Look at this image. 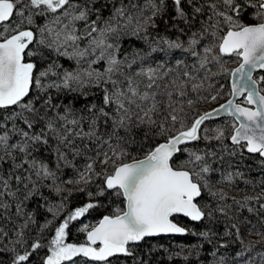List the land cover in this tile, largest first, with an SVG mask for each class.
I'll return each instance as SVG.
<instances>
[{
    "label": "trees",
    "instance_id": "obj_1",
    "mask_svg": "<svg viewBox=\"0 0 264 264\" xmlns=\"http://www.w3.org/2000/svg\"><path fill=\"white\" fill-rule=\"evenodd\" d=\"M154 2L160 7V11L157 15L152 16L151 9L144 10L143 17H151V22L146 29L133 35L134 21L127 24V16H130L128 11L144 9L147 0H72L73 4L89 10V22L96 20L99 28H103L105 23L114 17L117 8L123 7L127 10L124 17H115L114 21L111 20L113 26H117L118 22L117 31L109 34L106 41L113 45V48L108 49L105 59L97 61L92 65V68L103 72L108 67L107 53L114 54L118 60L122 61V64L120 71L113 76V79L119 80L121 82L120 87L126 88L127 84L124 78L131 76L140 83V90L144 91L147 80H141L135 74L142 67L151 66L155 68L158 64H163L164 68L161 69L160 74L163 76L164 72H168V75L166 78L157 81L158 88L154 87L150 90L157 93L156 99L161 106L162 114L152 117L157 123L164 121L163 113L168 111L169 100L166 93L173 91L171 82L177 76L184 79L181 75L184 71H189L195 77V80L188 82L185 89L186 96L182 101L184 111L180 115L185 126H190L191 122L199 115L229 98L231 91L230 72L240 59L235 54L221 55L219 62L209 63L205 68L200 69L198 59L192 57L190 52L185 51L189 47L188 41L193 38L194 33L197 34L195 38L199 43L196 46V51L202 55L206 45L218 44L219 38L228 30L229 26L223 23L222 18H220L219 27L215 30V37L212 35L213 29L209 28L207 32L204 31L209 16L212 15V10L209 7L211 3L217 4V10L228 12L229 15L233 16V19H238L240 23L246 25L262 21L256 16L257 8L253 6L258 0H235V3L242 6L237 12L228 9L223 4V0H182L181 6L185 12L184 17L177 16L174 1L163 0L162 4L160 0H154ZM195 8L202 10L196 13ZM52 19V14H48L47 17L36 16L33 25L25 24L23 27H30L36 34V39H39L37 29ZM216 21L217 18L213 17L212 22L216 23ZM67 22V20L64 21V23ZM19 23L20 17L13 15L10 21L0 25V30L8 27V34H11V29ZM126 24L127 26H125ZM76 28L79 30L78 34L82 32L84 22H77ZM162 39L182 43L183 48H169L167 44L161 42ZM88 43L87 38H82L78 41V47L83 49ZM37 47L36 43H32L25 50V62H33L37 65L34 70L35 75L47 69L49 65H58V67H53L52 72L42 79V83H59L65 70L73 71L77 68L75 59L59 55L54 49L40 47L41 55L29 57L27 52L37 51ZM154 48L156 51H153ZM60 51L71 53L73 46L69 44L66 49L61 48ZM100 51L97 49L95 54H92L91 48H89V55L81 61L79 67L88 69L89 61L96 60ZM214 54H218V49L214 50ZM138 57H143V60L138 59ZM133 60L135 63L129 67ZM178 60L182 61L180 65H177ZM224 69L228 71H224ZM121 73L123 74L121 75ZM261 77H264V70L254 75L258 81L259 89H264V82H261ZM193 83L202 86L193 90ZM166 85L168 87H165ZM73 87L75 88V85ZM103 87L112 89L111 84L100 87L89 84L82 88H76L75 91L49 88L41 92L33 83L30 94L23 102L27 103L29 100H34L35 107L40 110L39 115L35 117L31 113L24 112L25 116L33 120L34 127L28 129L19 119L15 121L5 120V117H10L14 112L21 111L19 106H8L7 108H0V124L5 125V127L0 128V134L9 131L10 143H17L21 137L11 133L13 123L18 128L29 131L30 135L39 133L42 129L47 131V118L55 115L57 110L63 114L65 108L68 107L71 108L75 118L79 119L82 115L90 118L91 113L87 109L93 104L100 106L103 98ZM212 96L217 98L212 100ZM49 97H51L52 104L59 106L58 109L43 107L44 100ZM173 100L180 101V98L174 95ZM188 100L193 101L191 106L188 105ZM239 101L245 104L244 98ZM174 106L180 107V103ZM114 107L112 105L106 107L105 110L111 113ZM133 113L132 119L126 122L127 128L116 129L115 134H113L112 121L109 120L105 124L101 118L98 121L97 132L102 138L101 140L76 136L75 133L79 132L81 128L84 132L89 131L88 120L81 121L73 132L67 133L68 139L81 153L78 156L73 155L71 147L59 142L56 133L48 132L47 144L33 145L29 149L31 155L28 159H36L46 163L49 169L55 173L57 179L55 183L50 178L37 181V190L32 192L30 196L29 192L32 185L27 180L19 184L15 180L16 176L29 174L27 164L19 169L14 168V164H20L24 156L11 148L8 149L11 156L0 150V177L9 182L7 191L15 193L14 196H9L0 186V192H5L3 196H0V264H12L15 254L17 252L22 254L25 247L31 253V258L27 264H41L43 259L49 255V242L55 234V228L69 213L86 203L91 202L94 207L70 223L66 230V243L81 244L86 242V232L102 216H113L123 211L124 198L122 194L118 195L116 189H107L104 184L103 173L110 174L113 170V160H109L107 165L99 163V160L103 159L104 152H108V155L112 156L108 143H104V141L113 146L119 145V149H122L126 155L116 163H124L147 155L157 144L165 141L169 136L175 135L181 129L179 122L173 125L169 119L164 121L167 131L161 135L157 125L139 123L136 113L143 116V112L133 107ZM235 123L231 117L205 120L198 129L199 138L180 144L179 151L170 161L174 168H183L191 173L199 172L200 163L195 162L194 158L191 157V153L194 152L201 155L203 162L207 163L211 169L208 173L202 174L204 177L202 180H198L195 175L193 176V181L201 186V195L197 199V204L205 212V216L196 222L181 216L173 218L188 229L186 233L183 235L146 237L139 242L128 244L129 254H115L109 257L106 262L93 261L83 257V255H78L73 257L71 261L62 262V264H243V261L237 258L236 254L250 243L253 248L250 252H245L243 259L255 257L254 264H260L258 254L264 253V241H261L257 233H264V208L260 207L261 204H264V159L258 153L248 152L243 143L240 146L233 145L230 137ZM68 127L72 128V125H68ZM217 129L224 131V136L220 140L213 138L216 136ZM57 130L60 135H65L60 124H57ZM110 136L111 139L109 140ZM205 137H209V139H205ZM57 150L64 153L71 163L66 164L64 160H58ZM98 150L101 153L99 159H97ZM88 158L96 161L94 170L102 173V175H92L87 184L83 180L78 183H66L68 180L75 181L78 179V170L83 171V166L89 162ZM190 159L193 160L192 163H188ZM229 174H231V179H227ZM32 178L33 180L36 179L34 175ZM205 181L207 182L206 186ZM25 184H29V186L25 188ZM56 186H59L62 191L56 192ZM101 191L103 194L99 195L98 193ZM89 192L92 193L91 196H89ZM212 193H216V195L213 196ZM221 195H223V199H220ZM246 197L252 199L247 201L246 206L241 207V203L245 202ZM256 197H260V199H256ZM17 206H19V211ZM50 207L53 209L51 212L48 210ZM249 207L253 209L252 212L248 211ZM221 208L224 209L223 212L219 210ZM49 221H51L50 224ZM26 222L27 226L22 229L24 241L22 246L18 243L17 232L21 231V226L25 225ZM46 224L47 227H41ZM85 225H88V228L81 231ZM238 230L239 238L237 236ZM201 233H208V235L205 237L200 235ZM37 241L42 247L33 250L31 243Z\"/></svg>",
    "mask_w": 264,
    "mask_h": 264
},
{
    "label": "snow or ice",
    "instance_id": "obj_2",
    "mask_svg": "<svg viewBox=\"0 0 264 264\" xmlns=\"http://www.w3.org/2000/svg\"><path fill=\"white\" fill-rule=\"evenodd\" d=\"M160 2L162 4L163 0H160ZM174 3L177 16L184 17L185 12L181 6L182 0H174ZM223 4L233 12H237L242 7L240 4L235 3V0H223ZM253 6L257 8L256 16L264 21V0H258ZM209 7L212 10V15L209 16L208 24L204 31L207 32L209 28L213 29L212 35L215 37V30L218 29L220 18H222L223 23L229 26L226 34L219 38L220 42L218 44L210 43L206 45L201 55L200 52L196 51L199 41L195 38L197 34L194 33L193 38L188 41L189 47L185 51L190 52L192 57L198 59L200 69L205 68L209 63L219 62L220 56L224 54H235L240 57L239 66L231 69L233 82L230 94L233 97L243 95L244 102L247 105H255V108L243 107L241 104L229 99L226 104L220 105L219 109L205 112L194 119L190 126H185L183 120L180 119V115L184 111L182 101L186 96L185 89L188 82L195 80V77L189 71H184L181 74L184 79L177 76L171 82L173 91L166 93L169 100L168 111L163 113L164 121L170 119L173 125L177 122L181 124V129L175 135L169 136L164 143L157 144L148 152L144 159L133 160L131 163H116L126 153L119 149V145L113 146L111 143L104 141V143H108L112 156L110 157L108 152H104L103 159L99 160V163L107 165L109 160H113L111 173H103L104 184L107 189H116L118 190V195H123L125 203L123 213L114 216H104L98 225L93 227L91 231H87L86 244L65 243L66 230L69 228L70 223L87 213L89 209L94 207V204L89 202L82 207L76 208L55 228V235L50 241L48 248L50 254L43 259L41 264H62V262L71 261L73 257L78 255H83V257L93 261L106 262L109 257L115 254H129L127 245L130 242L141 241L146 236L159 233H186L188 229L174 223L171 217L176 214H183L193 221H200L205 216V212L194 202L195 198L201 195V186L193 181V176L195 175L198 180H202L204 178L202 174L208 173L211 169L207 163L203 162V157L194 152L191 153V157L194 158L195 162L200 163L199 172L191 173L183 168L174 169L170 164V159L174 153L179 151L178 145L187 141L197 140L199 138L198 129H200L202 123L221 110L234 116L237 122L233 124V131L230 137L233 145L240 146L243 143L246 145L248 152L264 156V94H261L264 89H259L257 87L258 81L252 78L254 69H264V22L245 25L240 23L238 19H233V16L229 15L228 12L217 10L216 3H211ZM146 9L152 10V16L157 15L160 11V7L154 0H147L145 8L141 9L140 15L135 18L127 16V24H131L133 19L136 21L133 35L146 29L150 24L151 17H143V11ZM201 10V8L194 9L196 13L201 12ZM88 12L87 8L73 4L72 0H0V23L10 21L13 15L20 17V23L11 29V35L7 34L9 32L8 27H5L4 31L0 32V108L19 106L21 109L20 112H14L10 117H5V120L15 121L19 119L23 121L28 129L34 127L33 120L25 116L24 112L31 113L35 117L39 115L40 110L35 107L34 100H29L27 103L23 102L30 94L33 83L41 92L49 88L57 90L63 88L75 91L76 88H82L89 84H94L97 87L107 84L112 85L111 90L108 87H103V98L100 106L93 104L88 107L87 110L91 113L90 118L82 115L77 119L74 117L71 108L68 107L65 108L63 114L57 110L55 115L47 118V131L42 129L39 133L30 135L29 131L18 128L13 123L10 130L11 133L18 134L21 137L17 143H10L9 131H4L0 134V150L11 156V152L8 151L11 148L24 156L20 164H14V168L19 169L24 164H27L29 174L27 176H16L15 180L18 184L27 180L32 185L29 196L37 190V181L50 178L55 183L57 179L55 173L49 169L46 163L36 159H28L31 155L29 149L33 145L47 144L48 132L56 133L59 142L71 147L73 155L78 156L81 153L79 149L75 148L73 142L68 139L67 133L73 132L81 121L88 120L89 131L84 132L81 128L79 132L75 133L76 136L101 140L102 138L97 134L98 121L103 118L105 124H107L111 120L114 130L113 134H115L116 129L127 128L126 122H129L134 114L133 107L143 112V116L136 113L140 124L157 125L161 135L167 131L164 121L157 123L152 118L154 115L162 113L160 102L156 99L157 93L150 91L154 87H159L157 84L158 80L167 77L168 72H164L163 76L160 74L164 65L158 64L155 68L151 66L142 67L135 74L141 80H147L144 85V91L140 90V83L136 82L131 76H125L124 78L127 84L126 88L120 87L121 82L113 79V76L120 71L122 64V61L118 60L114 54L107 53L108 67L103 72L92 68V65L97 63V61L105 59L108 49L113 48V45L108 44L106 41L109 34L117 31L118 22L117 26H113L112 21L109 20L103 28H99L96 20L89 22ZM48 14H52L53 19L37 29L39 39H36V34L30 27H23L25 24L33 25L34 17H47ZM115 16L124 17L125 9L123 7L117 8L114 13ZM213 17L217 18L216 23L212 22ZM65 20L68 22L64 23ZM80 21L84 22V29L78 34L79 30L76 28V23ZM94 33L96 35H93ZM82 38H87L89 41L88 45L83 49L78 47V41ZM161 42L167 44L169 48H183V44L177 41L162 39ZM32 43H36L38 47L37 51L27 52L29 57L41 55L40 47L54 49L59 55L75 59L77 68L73 71L65 70L59 83H42V79L52 72L53 67H58V65H49L47 69L35 75L34 70L37 65L33 62H25V50ZM69 44L73 46L71 53L60 51L61 48L66 49ZM89 48H91L92 54H95L96 50L100 49V55L96 60L89 61L88 69H82L79 65L89 55ZM215 49H218V54H214ZM153 51H156V49L154 48ZM138 59L143 60V57H138ZM134 63L135 60L129 64V67ZM181 63L182 61H177V65ZM196 71H199V69H196ZM224 71L228 70L224 69ZM261 82H264V77H261ZM74 85L75 88L73 87ZM201 86V84L193 83L192 89L196 90ZM165 87H168V85ZM174 95L178 96L180 101L173 100ZM216 98V96L211 97L212 100ZM177 103H180V107L174 106ZM187 103L191 106L193 101L188 100ZM112 105L115 107L111 113L105 110L106 107ZM43 107L48 109L59 108L58 105L52 104L51 97L44 100ZM70 117L72 118L70 119ZM57 124H60L64 129L65 135H60L57 130ZM68 125H72V128H69ZM3 127L5 125L0 124V128ZM223 136V129H217L216 136L213 138L220 140ZM110 139L111 136L109 137ZM205 139H209V137H205ZM57 151L58 160H64L66 164L71 163V161L67 160L64 153ZM100 155L101 153L98 150L97 159H99ZM88 161L83 166V171L78 170V179L75 181L68 180L66 183H78L83 180L87 184L91 180L92 175H102V173L94 170L96 161L92 160V158H88ZM192 162V159L188 161V163ZM33 175L36 177L35 180L32 178ZM227 179H231V174H229ZM29 184H25L24 187L27 188ZM206 185L207 182L205 181ZM0 186L7 192V195H15L14 192L7 191L9 188L8 180L0 177ZM55 191L60 192L62 189L56 186ZM5 192H0V196H3ZM88 194L89 196L92 195L91 192ZM98 194L102 195L103 191ZM212 195L215 196L216 193H212ZM223 198V195H221L220 199ZM250 199L252 198L246 197L244 203H237H241V207H244ZM256 199H260V197H256ZM260 207L264 208V204H261ZM17 210H20L19 206H17ZM48 210L50 212L53 211L51 207ZM219 210L221 212L224 211L223 208ZM248 211L252 212L253 209L249 207ZM29 219H31V216H29ZM48 223L50 224L51 221ZM26 226L27 222L21 226V231L17 232L18 243L22 246L24 244L22 229ZM41 227H47V224ZM87 228L88 225H85L81 231ZM200 235L207 237L208 233H201ZM257 235L260 236L261 241H264V233H257ZM237 236L239 238V230L237 231ZM97 242H99L100 247H93L92 245ZM41 247L42 245L38 241L31 243L33 250ZM252 248L253 245L250 243L242 251L237 252L236 256L243 261V264H254L255 257H249L247 260L243 259L245 252H250ZM258 255L260 256V264H264V253H259ZM30 258L31 253L25 247V251L22 254L19 252L15 254L12 264H27Z\"/></svg>",
    "mask_w": 264,
    "mask_h": 264
},
{
    "label": "water",
    "instance_id": "obj_3",
    "mask_svg": "<svg viewBox=\"0 0 264 264\" xmlns=\"http://www.w3.org/2000/svg\"><path fill=\"white\" fill-rule=\"evenodd\" d=\"M172 1H174V0H172ZM261 22H264V21H261ZM261 22H258V23H261ZM1 24V23H0ZM252 24H257V23H252ZM246 25H249V24H246ZM226 34V33H225ZM224 34V35H225ZM224 55H230V54H224ZM239 59H240V57H239ZM241 62V59H240V61H239V63ZM239 63L236 65V66H234L232 69H234V68H236V67H238L239 66ZM262 70H264V69H261V68H256V69H254L253 70V72H252V78L254 79V80H256L255 78H254V75H255V73H257V72H259V71H262ZM232 82H233V75H232V72H230V88H232ZM257 87L259 88V86H258V84H257ZM230 93H231V91H230ZM262 94V93H261ZM246 95V94H245ZM241 98H243V95L242 96H237V97H233V96H231V94H230V96H229V98L228 99H226L225 101H223V102H221L220 104H218L217 106H215L214 108H212L211 110H209V111H207V112H212V110L213 109H219L220 108V105H222V104H226L227 103V101L229 100V99H232V100H234V102L235 103H239V104H241V106H243V107H252V108H255V105H247L246 103L245 104H243V103H241L239 100L241 99ZM222 117H231V118H233L234 119V121L236 122V120H235V117L234 116H232V115H230L228 112H226V111H224V110H221V111H219V112H217V113H215L212 117H210V119H216V118H222ZM237 123V122H236ZM232 135V134H231ZM231 140V139H230ZM165 141H163V142H161V143H164ZM232 142V141H231ZM177 147H179V145L177 146ZM176 153H174L173 154V156L175 155ZM146 156V155H145ZM145 156H143V157H141V158H138V159H134V160H142V159H144V157ZM172 156V157H173ZM172 157H171V159H172ZM263 159H264V156H261ZM171 159H170V161H171ZM133 160H130V161H128V162H124V163H131ZM171 164V163H170ZM172 166V165H171ZM174 168V167H173ZM174 169H178V168H174ZM185 170V169H184ZM195 182V181H194ZM123 196V195H122ZM124 198V197H123ZM199 197H197V198H195V200H194V202L197 204V199H198ZM198 205V204H197ZM125 210V203H124V209H123V211ZM123 211L122 212H120L119 214H122L123 213ZM104 216H110V215H104ZM104 216H102L98 221H97V223L93 226V227H95L96 225H98V223H99V221L101 220V219H103V217ZM114 216V215H113ZM175 216H181V217H184V218H187L188 220H190V221H193V220H191V218H189V217H186V216H184L183 214H176V215H174L173 217H171V219H172V221L174 222V223H176V224H178L179 226H181V227H183L182 225H180L179 223H177L173 218L175 217ZM193 222H196V221H193ZM92 227V228H93ZM91 228V229H92ZM91 229L90 230H88V231H91ZM162 235H183V234H177V233H159V234H156V235H152V236H146V237H153V236H162ZM146 237H144V238H146ZM143 238V239H144ZM142 239V240H143ZM86 241H87V232H86ZM139 242V241H138ZM132 243H136V242H130L129 244H132ZM96 244H99V242H97Z\"/></svg>",
    "mask_w": 264,
    "mask_h": 264
},
{
    "label": "rangeland",
    "instance_id": "obj_4",
    "mask_svg": "<svg viewBox=\"0 0 264 264\" xmlns=\"http://www.w3.org/2000/svg\"><path fill=\"white\" fill-rule=\"evenodd\" d=\"M141 9L142 8H139V9H135V10H132V11H128L129 12V15L130 16H132L133 18H135V17H137L138 15H140V13H141ZM127 10H125V12H126ZM143 15H144V11H143ZM115 17H119V16H115ZM115 17H112L111 18V20L112 21H114L116 18ZM133 21H134V26H133V28H135V25H136V21H135V19H133ZM259 22H261V21H259ZM258 23V22H257ZM4 31V29H2V30H0V32H3ZM8 34V33H7ZM12 34V33H11ZM11 34H8V35H11ZM239 63V62H238ZM55 235V234H54ZM53 238V237H52ZM52 240V239H51ZM50 240V241H51ZM66 243V242H65ZM87 243V241L86 242H84V243H81V244H86ZM49 245H50V242H49ZM77 245H79V244H77ZM93 247H96V248H99L100 247V244H95V245H92ZM50 254V253H49Z\"/></svg>",
    "mask_w": 264,
    "mask_h": 264
}]
</instances>
